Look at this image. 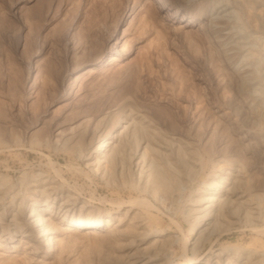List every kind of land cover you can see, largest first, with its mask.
Listing matches in <instances>:
<instances>
[{"label":"rangeland","instance_id":"obj_1","mask_svg":"<svg viewBox=\"0 0 264 264\" xmlns=\"http://www.w3.org/2000/svg\"><path fill=\"white\" fill-rule=\"evenodd\" d=\"M3 236L0 264H264V0H0Z\"/></svg>","mask_w":264,"mask_h":264},{"label":"bare ground","instance_id":"obj_2","mask_svg":"<svg viewBox=\"0 0 264 264\" xmlns=\"http://www.w3.org/2000/svg\"><path fill=\"white\" fill-rule=\"evenodd\" d=\"M214 13H215L214 16H217L218 15V14L216 15V12H214ZM130 15H132V13H130L129 16ZM112 46L113 47H112L111 53H109L106 56V59L108 61L114 59L115 58V54H120V47L118 46V43L117 42H114L112 44ZM93 64H94L93 61L88 62L86 64V66L84 67L85 71L89 70L90 69V66H92ZM38 71L40 72V70H37V68H35V74H36L35 76H38V75L41 74V73L39 74ZM108 136L109 135H107L103 139V141H101L97 145V148L94 151V152L97 153V155L99 157V158H97V162H100L101 158H104L103 160L111 161L113 159L112 157L116 154L115 152L116 151H119L118 150V148H119L118 146L119 145L117 146V143H116V145H114L112 141L108 140ZM208 200H210L209 197H208ZM61 207L63 208V206H61ZM208 209L209 208H207V210ZM40 210L43 213H45V215L44 214H39V213L38 214L37 213L34 214L36 211H33L34 213H33L32 217H31L30 221L29 220H27V221H29V223L31 224L30 225L31 227L33 226V228H35V231H34L35 232V238L34 239L37 242L36 244L39 246V248H41V249L43 248L45 250V253H47V252L49 253V252H51L53 250V244L51 242L52 241V237H51L52 235L51 234L54 231H56L57 229H59V228L51 220V214L53 213L52 212L53 210H51V206H49L47 204L46 205L43 204V207H41ZM68 210L69 209L66 207V209L64 211L65 213H64L62 219L59 221V223L62 222L63 224H65L67 226H70V227H73V228H76V229H78V228L79 229L86 228L87 230H99V229H103L107 225H109L108 224L109 223V219L108 218L106 219L105 226L102 227L103 223L100 220H94V219L93 220H85V219L82 218V216L81 217H75V218L73 216L68 217V215H67L68 214ZM41 211H40V213H41ZM209 213L211 214V211H209V212L207 211V213H205V218H204V220L202 222V225H205L206 226V225L209 224L206 221L208 219V217L210 216ZM29 215H31V214L29 213ZM196 234L193 235V241L189 242L188 240H185L183 246L188 247V248L190 247V249H192V251L193 250H196V248H199L198 246H199V244L201 242V233L199 232V233H196ZM28 236H30V235H28ZM0 240L1 241H6V240H8V237H4L3 236V237L0 238ZM9 240L10 241H17L18 239H16L15 237H12ZM14 246H15V244L14 245L12 244V245H10V248H14ZM201 258H202V255H200V256L187 257L185 264H198L201 261Z\"/></svg>","mask_w":264,"mask_h":264}]
</instances>
